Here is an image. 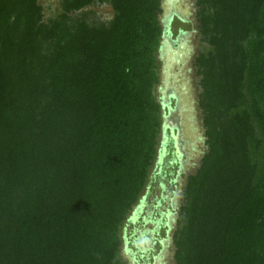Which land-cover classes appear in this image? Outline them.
<instances>
[{"label":"trees","instance_id":"16d2710c","mask_svg":"<svg viewBox=\"0 0 264 264\" xmlns=\"http://www.w3.org/2000/svg\"><path fill=\"white\" fill-rule=\"evenodd\" d=\"M102 4L113 19L90 23ZM196 7L207 150L174 260L264 264V0ZM162 15L163 0H60L50 17L40 0H0V264H123L169 114Z\"/></svg>","mask_w":264,"mask_h":264},{"label":"rangeland","instance_id":"374dc122","mask_svg":"<svg viewBox=\"0 0 264 264\" xmlns=\"http://www.w3.org/2000/svg\"><path fill=\"white\" fill-rule=\"evenodd\" d=\"M40 3L46 17H50L58 11L60 0H40ZM88 11L90 23H107L114 16L110 4L91 6ZM161 22L166 34L160 54L158 96L172 111L178 112L182 132L176 128L170 132L165 126L160 134L158 155L147 187L121 231L119 259L123 264H176L173 235L184 202L183 193L207 150L199 107L201 78L195 60L208 50V45L198 30L196 0H163ZM168 91L176 94L177 101L167 96ZM163 111L167 113L168 107ZM168 122L175 127L176 121ZM166 222L171 230L164 225Z\"/></svg>","mask_w":264,"mask_h":264},{"label":"flooded vegetation","instance_id":"af4514ba","mask_svg":"<svg viewBox=\"0 0 264 264\" xmlns=\"http://www.w3.org/2000/svg\"><path fill=\"white\" fill-rule=\"evenodd\" d=\"M167 96H169L171 99H175L177 101V96L175 93L173 94L170 91H168ZM172 96H174V98H172ZM168 106H170V105H168ZM168 110H169V114L166 117V126H168L171 130L176 128L175 130H177L178 132H182V129H181L180 125L178 124V120H179L178 112L176 113V111H172L171 107H169ZM168 120L172 121V122H173V120H174V122L176 121L175 127L170 126ZM177 141L181 142V143L183 142V141H180L178 138H177ZM178 149H179V147H178Z\"/></svg>","mask_w":264,"mask_h":264}]
</instances>
